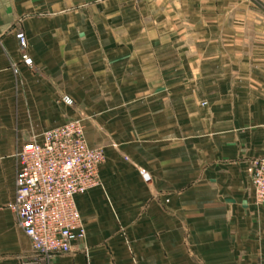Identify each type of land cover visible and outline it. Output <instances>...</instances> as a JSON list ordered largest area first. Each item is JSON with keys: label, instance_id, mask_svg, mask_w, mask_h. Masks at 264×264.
<instances>
[{"label": "crops", "instance_id": "0c3cea01", "mask_svg": "<svg viewBox=\"0 0 264 264\" xmlns=\"http://www.w3.org/2000/svg\"><path fill=\"white\" fill-rule=\"evenodd\" d=\"M73 120L106 160L86 238L49 264H264V3L0 0V264L35 261L18 152Z\"/></svg>", "mask_w": 264, "mask_h": 264}, {"label": "built area", "instance_id": "2783aa9c", "mask_svg": "<svg viewBox=\"0 0 264 264\" xmlns=\"http://www.w3.org/2000/svg\"><path fill=\"white\" fill-rule=\"evenodd\" d=\"M16 38L24 50L22 62L31 68L33 60L26 52L27 39L22 32ZM11 69L19 74L16 64ZM62 101L68 106L74 104L70 96H64ZM17 158L13 210L35 253L31 264H49L55 256L74 252L86 238L76 197L100 186L105 150L91 146L82 122L73 120L45 131L40 141L24 144ZM249 172L255 202L264 205V157L256 160ZM140 175L145 182L151 181L146 170H140Z\"/></svg>", "mask_w": 264, "mask_h": 264}]
</instances>
